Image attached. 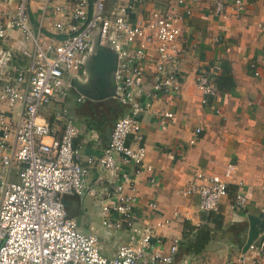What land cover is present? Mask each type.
<instances>
[{
    "label": "crops",
    "instance_id": "0c3cea01",
    "mask_svg": "<svg viewBox=\"0 0 264 264\" xmlns=\"http://www.w3.org/2000/svg\"><path fill=\"white\" fill-rule=\"evenodd\" d=\"M92 3L93 0H87V10H91ZM225 3L231 6L229 0ZM126 4L127 0L104 2L106 10H120ZM13 7V0H0V28L7 33L0 42V56L7 58L11 67L24 68L29 60V45L8 24ZM71 8V0H28L29 24L45 40L61 41L67 36ZM174 8L183 17L176 60L180 92L154 98L137 95L138 102L146 101L150 107L138 117L139 138H127L129 146L145 149L144 168L138 176L133 175V165L122 166L131 176L130 188L136 196L134 227L138 232L150 230L161 242L153 247L162 253L178 239L177 250L168 264H237L247 238L249 217L260 216V227L252 243L264 248V0H244L239 14L235 15L229 7L225 18L215 15L212 0H142L126 15L128 21H140L153 12L165 13ZM186 11L190 13L186 15ZM57 23L62 25L61 29L55 27ZM222 63L230 68L235 88L229 93L216 91L203 105L196 79L207 74L213 82L212 77ZM214 66L218 71L213 70ZM2 85L0 80V88ZM79 95L69 89L64 100L51 101L38 114L49 124L54 139L60 137L63 129L64 119L59 117L62 111L64 118L79 130L73 147L80 153L81 165L88 169L86 184L91 193L65 195L63 202L67 216L75 221L79 232L94 234L100 253L110 258L120 246L131 241L133 233L102 225L98 199L109 189L113 175L101 170L96 162L87 165L86 158L97 159L101 155L114 122L128 108L115 98L79 101ZM164 112L172 116L157 115ZM9 116L11 120L15 118L16 110ZM195 128L201 131L190 143ZM227 164L234 167L232 179L215 211L201 212L195 194L181 195L193 176L221 174ZM145 167H150L151 172ZM238 183L242 184L247 202L243 209L236 210L231 203ZM149 203L156 205L155 210L147 206ZM173 213L177 218L172 217ZM164 220L169 223L159 226ZM148 258L143 264H151Z\"/></svg>",
    "mask_w": 264,
    "mask_h": 264
},
{
    "label": "built area",
    "instance_id": "2783aa9c",
    "mask_svg": "<svg viewBox=\"0 0 264 264\" xmlns=\"http://www.w3.org/2000/svg\"><path fill=\"white\" fill-rule=\"evenodd\" d=\"M13 1L8 24L29 45V60L24 68H13L7 58L0 56V80L3 81L0 88V264H143L147 257L151 264L170 263L178 239L162 253L153 247L154 243L158 246L161 242L150 230H136L133 211L136 196L130 188L131 176L122 166L133 165L134 177L144 168L145 149L127 144L128 136L139 138L138 117L150 107L146 101L138 102L136 96L144 94L154 98L162 94L176 96L180 92L176 60L182 15L174 8L131 22L126 12L142 0H127L120 10H106L105 0H93L91 10H87V0H71L67 36L57 41L45 40L32 29L28 0ZM229 1L232 12L239 14L244 0ZM212 3L215 15L225 18L229 8L225 0H212ZM55 27L61 29L62 25L57 23ZM97 32L99 44L117 54L115 99L128 108L114 122L101 155L97 159L86 158L87 165L96 162L101 170L113 175L109 189L98 199L102 225L133 233L131 241L120 246L110 258L100 253L94 234L79 232L62 202L65 195L91 193L86 184L88 169L81 165L80 153L73 147L79 130L64 118L62 111L59 117L64 119L63 129L60 137L54 139L49 124L38 114L51 101L64 100L69 89H74L73 80L85 78L84 63L92 52ZM6 37V30L0 28V42ZM213 70L218 71V67L214 66ZM195 85L201 94L200 103L206 105L208 98L216 93L210 76L200 74ZM83 99L82 95L78 96L79 101ZM14 110L16 116L11 120L9 114ZM157 115L172 116L169 112ZM200 131V128L194 129L190 143ZM145 169L151 172L150 167ZM233 170L227 164L221 174H196L181 195L195 194L199 211L213 212L226 195ZM150 182H154L152 176ZM241 187L238 183L231 203V208L236 210L243 209L247 202ZM147 206L151 210L156 208L154 203ZM172 217L177 218V214L173 213ZM168 223L164 220L158 225ZM247 251L251 255L239 254L237 264H261L262 245L251 243Z\"/></svg>",
    "mask_w": 264,
    "mask_h": 264
},
{
    "label": "water",
    "instance_id": "95a60500",
    "mask_svg": "<svg viewBox=\"0 0 264 264\" xmlns=\"http://www.w3.org/2000/svg\"><path fill=\"white\" fill-rule=\"evenodd\" d=\"M116 67V52L106 46H101L99 44L98 32L95 33L92 52L84 63L85 78L83 81L73 80L75 92L91 101L114 99L117 88L114 79ZM259 218L260 216L248 218L249 230L242 253H245L257 236V228L260 227Z\"/></svg>",
    "mask_w": 264,
    "mask_h": 264
},
{
    "label": "trees",
    "instance_id": "16d2710c",
    "mask_svg": "<svg viewBox=\"0 0 264 264\" xmlns=\"http://www.w3.org/2000/svg\"><path fill=\"white\" fill-rule=\"evenodd\" d=\"M218 93H229L235 88V82L230 68L226 63L220 65L219 71L212 77Z\"/></svg>",
    "mask_w": 264,
    "mask_h": 264
}]
</instances>
